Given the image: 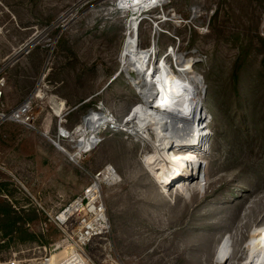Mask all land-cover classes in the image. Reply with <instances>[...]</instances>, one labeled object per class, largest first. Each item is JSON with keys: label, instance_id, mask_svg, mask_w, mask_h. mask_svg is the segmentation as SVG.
Here are the masks:
<instances>
[{"label": "rangeland", "instance_id": "374dc122", "mask_svg": "<svg viewBox=\"0 0 264 264\" xmlns=\"http://www.w3.org/2000/svg\"><path fill=\"white\" fill-rule=\"evenodd\" d=\"M119 2L0 0L4 109L32 92L41 96L32 129L8 123L0 130V198L37 209L33 197L47 210L60 193L65 200L48 214L55 215L112 166L121 179L102 188L111 230L85 249L94 264H213L227 237L233 257L240 258L264 227V0H165L142 16L139 46L149 48L159 31L156 59L175 48L196 62L206 88L210 136L209 150L200 156V178L172 184L167 193L145 163L153 148L141 137L104 132L77 161L58 154L53 143L55 99L65 105L63 126L70 132L90 110L102 109L122 122L143 101L120 72L126 24L134 15L119 9ZM169 61L175 66L173 57ZM255 82L260 89L252 104L245 98ZM246 114L256 122L245 123ZM47 218L35 214L25 227L35 239L2 237L0 250L13 246L25 258L38 257L33 248L61 239L52 224L43 231Z\"/></svg>", "mask_w": 264, "mask_h": 264}, {"label": "bare ground", "instance_id": "6f19581e", "mask_svg": "<svg viewBox=\"0 0 264 264\" xmlns=\"http://www.w3.org/2000/svg\"><path fill=\"white\" fill-rule=\"evenodd\" d=\"M164 1L120 0L118 4L119 9L130 10L134 15L126 24L127 40L120 56L122 64L120 72L124 73L139 90L142 103L136 105L122 122H118L112 114L102 109L96 110L90 125H81L74 132L68 131L67 138L76 141L78 152H71L61 146L59 149L62 148L63 150H60L72 161H77L82 153L89 150L91 144L97 142L105 125L113 120L118 131L126 130L128 134L150 142L153 154L145 157V163L163 191L167 193L172 184L180 182L191 184L200 178V156L209 150L207 138L210 133L203 105L206 88L204 78L194 70L196 62L187 60L175 48L166 56L156 59V36L149 48L139 46V25L142 16L156 4ZM195 13L196 11L193 12ZM169 57H173L175 66L170 65ZM134 75L137 77L134 78ZM152 113H157L158 117L153 119V116L149 115ZM112 169L114 173L108 168L105 176L97 179V187L106 179L112 184L120 181L117 171L114 167ZM252 236L250 243L248 242L251 250L248 244L246 247L249 254L244 259L245 264H264V227L256 230ZM230 248V240L227 237L215 261L222 262L232 257ZM70 250L73 249L69 247L61 255H57L54 264L68 259L73 253L72 251L66 255Z\"/></svg>", "mask_w": 264, "mask_h": 264}, {"label": "built area", "instance_id": "2783aa9c", "mask_svg": "<svg viewBox=\"0 0 264 264\" xmlns=\"http://www.w3.org/2000/svg\"><path fill=\"white\" fill-rule=\"evenodd\" d=\"M159 31L155 32L156 39ZM159 54H157L158 56ZM167 55V54H166ZM165 55V56H166ZM176 69V68H175ZM174 69V70H175ZM6 81L0 72V130L4 125L8 123H15L22 125L24 127L33 128V124L36 120V99L41 100V96L38 93L32 92L29 96H27L21 104L13 108L12 110L4 109V93H5ZM157 96H155L156 98ZM162 97V96H161ZM159 97V98H161ZM53 106L51 107L54 115L58 118V134L56 137V141H53L54 145L59 149V147H69L71 152H78V144L74 141L68 140V130H66L63 126L66 117L65 105L60 100H53L51 102ZM161 104L165 105L164 102ZM97 112L95 109L90 110L86 115H84L81 119L79 126L81 125H90L93 115ZM159 112V111H158ZM119 122V121H118ZM78 126V127H79ZM117 124L112 121L108 122L104 127V132H110V134L117 133L118 131ZM74 132V131H73ZM123 132V131H121ZM124 133L128 134L126 130ZM102 134V133H101ZM100 134V135H101ZM100 142V138L97 140ZM97 142L91 144L92 146L89 148L87 152H90L97 145ZM68 143H75V145H69ZM62 149V148H60ZM59 149V150H60ZM63 150V149H62ZM152 150V147H151ZM61 151V150H60ZM82 154H85L82 153ZM81 154V155H82ZM81 156H79L80 158ZM78 160V159H77ZM110 169L111 172H115L112 169V166L105 167L101 172L97 173L93 177V183L82 193L74 197L70 202L63 205L60 211L55 215L47 214V222L42 223L43 231H48V226L53 225L59 232H61V239L59 241L52 242L49 245H39L33 248L31 251L38 252V257L33 258H25L23 255L25 251H16L13 246L9 249H6L5 252L0 250V264H54L56 256L60 253L64 252L65 249L71 247L73 249V253L70 255L68 259L58 263V264H94L91 260H89L85 255V249L97 239H101L107 236L111 230V224L107 215L106 207L102 197V188L103 184H112L110 181L106 179L104 182H100V187H97L96 182L99 177H104L107 169ZM0 169L4 170L1 165ZM108 171V170H107ZM107 177V175H106ZM7 199L11 204L13 201L8 196H3ZM32 197V196H31ZM33 202H35L37 209L44 210L42 206L37 202L35 198L32 197ZM13 207L16 206L13 204ZM27 208V207H21ZM17 209V208H16ZM52 214V213H49ZM25 227H31V224L28 223ZM2 235L0 232V247L5 243L2 239ZM29 251V250H27ZM28 253V252H27ZM247 248L243 255L240 258L229 257L226 260L214 261L213 264H245L244 259H246ZM5 255V256H4ZM220 262V263H219Z\"/></svg>", "mask_w": 264, "mask_h": 264}, {"label": "trees", "instance_id": "16d2710c", "mask_svg": "<svg viewBox=\"0 0 264 264\" xmlns=\"http://www.w3.org/2000/svg\"><path fill=\"white\" fill-rule=\"evenodd\" d=\"M264 41V39H262ZM253 89L250 94L246 95V98L250 103L256 104L258 101L256 100L257 92L260 89V86L257 82L253 84ZM260 112H258V117H260ZM245 123H255L256 118L246 114L244 119ZM5 184L0 183V194L2 192V188ZM1 199V198H0ZM7 200V199H6ZM17 208V209H16ZM13 207L8 200H0V232L3 238L8 240L18 239L21 242L26 240L35 239L34 235H32L27 229H25V225L28 224L29 221L35 219V214H38L36 209L34 208H21L16 206ZM27 214H33L29 216ZM38 239L37 235H35ZM73 250L66 252V255L70 254Z\"/></svg>", "mask_w": 264, "mask_h": 264}, {"label": "crops", "instance_id": "0c3cea01", "mask_svg": "<svg viewBox=\"0 0 264 264\" xmlns=\"http://www.w3.org/2000/svg\"><path fill=\"white\" fill-rule=\"evenodd\" d=\"M122 52V51H121ZM6 101V100H5ZM20 103V102H19ZM19 103H17V104H15L14 106H17V105H19ZM79 106V105H78ZM81 106V105H80ZM79 106V107H80ZM55 150L58 152V154H62V155H64L61 151H59L58 149H56L55 148ZM56 152V153H57ZM59 157V156H58ZM62 160L64 161V165L66 166V163H70V162H68L67 160H66V157L65 156H63L62 157ZM59 193V192H58ZM62 194H58V196L56 197V199H57V202L55 203L56 205H54L53 207H52V209H44V210H40V211H38L36 208V211H37V213L38 214H49L50 213V211H53V210H55V209H57L58 208V206L61 204V203H63V201L65 200L64 198H63V196H61ZM35 207V206H34Z\"/></svg>", "mask_w": 264, "mask_h": 264}]
</instances>
